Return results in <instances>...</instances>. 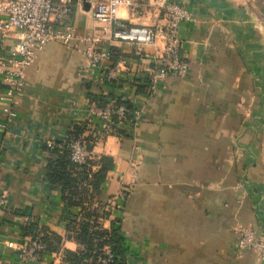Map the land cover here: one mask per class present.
Wrapping results in <instances>:
<instances>
[{"label": "crops", "instance_id": "0c3cea01", "mask_svg": "<svg viewBox=\"0 0 264 264\" xmlns=\"http://www.w3.org/2000/svg\"><path fill=\"white\" fill-rule=\"evenodd\" d=\"M175 1L193 15L181 33L188 71L144 100L132 135L92 146L93 160L108 157L112 167L83 199L50 183L59 155L45 144L75 123L70 101L97 91L81 52L52 42L38 53L13 122L0 100V191L8 199L0 210V264H34L6 246L30 224L53 236L36 264H69L82 243L68 224L86 211L117 231L135 264H264L251 250L237 256L233 231L250 225L264 236V0ZM71 22L80 35L97 25L76 9ZM113 53L134 57L119 43Z\"/></svg>", "mask_w": 264, "mask_h": 264}, {"label": "built area", "instance_id": "2783aa9c", "mask_svg": "<svg viewBox=\"0 0 264 264\" xmlns=\"http://www.w3.org/2000/svg\"><path fill=\"white\" fill-rule=\"evenodd\" d=\"M74 9L87 14L97 25L78 34L71 22ZM121 10L127 17L120 14ZM151 18L163 22L162 26L138 23ZM193 22L188 6L175 0H0L2 111L9 123L14 121L13 104L25 93L26 71L48 43L77 48L97 91H87L83 100L70 101L76 112L75 123L68 131L83 126L82 134L72 138L67 131L61 139L47 140L45 144L58 154L67 153L76 169H80L93 159L94 144L110 136L124 137L135 132L143 121L144 100H149L160 84L187 73L189 58L183 52L181 33L184 26ZM116 43L130 48L134 57L114 56ZM145 47L154 51L146 53ZM7 204V194L0 191V210ZM233 231L237 234V256L251 250L258 261L264 259V236L253 226H237ZM20 237L7 240L6 246L22 262L39 263L47 251L41 229L35 238L23 234ZM124 243L121 256L105 244L98 248L97 258L90 257L82 264H135ZM79 249L83 251L85 246L82 244Z\"/></svg>", "mask_w": 264, "mask_h": 264}, {"label": "trees", "instance_id": "16d2710c", "mask_svg": "<svg viewBox=\"0 0 264 264\" xmlns=\"http://www.w3.org/2000/svg\"><path fill=\"white\" fill-rule=\"evenodd\" d=\"M114 56L116 54L113 53ZM83 126H74L68 135L72 138H77L83 132ZM49 152L57 153V150H49ZM58 154V153H57ZM59 157L56 162V166L52 167L50 174V183L54 186H60L62 190H69V197L75 199L78 195L80 200L83 199L86 194L88 184H92V187L97 190L100 181L104 178L107 169L112 167V160L108 157H102L100 161L90 160L80 169H76V166L71 162L67 153L63 152L58 154ZM99 164V169L95 172L93 167ZM75 197V198H73ZM68 198V200H70ZM72 204L76 202L71 201ZM78 202V201H77ZM96 215L91 212H84L79 220H72L69 222L68 232L73 233V238L82 243L85 246V250L78 254H68L67 261L69 264H82L90 257L97 258L100 254L98 248L108 244L112 250L121 256L124 252L122 238L117 234L116 230L102 229L96 222ZM43 232L42 241L46 244V249H51V240L53 236L49 233ZM38 233V228L34 225H27L24 228V234L35 238ZM68 237H71L68 234Z\"/></svg>", "mask_w": 264, "mask_h": 264}]
</instances>
